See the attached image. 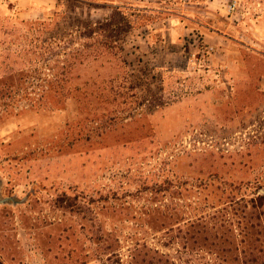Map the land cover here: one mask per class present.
<instances>
[{
  "label": "rangeland",
  "instance_id": "obj_1",
  "mask_svg": "<svg viewBox=\"0 0 264 264\" xmlns=\"http://www.w3.org/2000/svg\"><path fill=\"white\" fill-rule=\"evenodd\" d=\"M143 2L0 0V78L51 36L34 23L87 34L116 7L130 22L105 33L121 49L75 68L64 109L0 96L2 196L16 200L0 203V264H223L201 217L241 238L232 200L264 194V0Z\"/></svg>",
  "mask_w": 264,
  "mask_h": 264
},
{
  "label": "trees",
  "instance_id": "obj_2",
  "mask_svg": "<svg viewBox=\"0 0 264 264\" xmlns=\"http://www.w3.org/2000/svg\"><path fill=\"white\" fill-rule=\"evenodd\" d=\"M138 11L148 12L146 9ZM117 14L121 17L116 21ZM121 25L129 26L130 22L119 7L115 8L111 20L86 23L85 28L90 29L87 34L84 31L78 32L79 35L76 36L71 32L68 34V31L53 20L34 23L33 26L37 28L35 31L43 34L48 32L47 34L50 33L51 36L42 39V36L36 35L35 41L32 40L28 46H21L17 50L18 55L15 56L17 61H14L15 63L21 61L22 65L15 67L14 64L6 63L4 74L0 78V96L6 99V104L28 100L35 102L30 104L33 108L64 109L66 97L70 98L75 93L80 94L79 89L72 88L74 86H69V89L65 86L72 79L75 68L90 58L99 59L113 53L110 50L114 44V47L121 49L117 40L110 41L105 36L107 31ZM102 37H106L105 40H102ZM87 39L94 41L88 42ZM6 51V59H12L14 49L8 47ZM29 54L33 57L27 62L24 61ZM53 59L63 64L52 66L49 62ZM101 93L99 90L92 92V96L94 95L92 99H95L93 103L96 99H102L100 97L104 95ZM97 94L100 95L99 98L96 97ZM110 94L117 96L113 90ZM83 98H86V95ZM261 187H264V182L257 188ZM232 203L242 208L238 222L242 226L241 238L230 233V230L218 232L216 229H209L206 217L199 218L198 225L202 228L197 232V238L203 246L216 251L223 264H264V194H257L251 198H234ZM154 260L155 264H166L160 259Z\"/></svg>",
  "mask_w": 264,
  "mask_h": 264
},
{
  "label": "water",
  "instance_id": "obj_3",
  "mask_svg": "<svg viewBox=\"0 0 264 264\" xmlns=\"http://www.w3.org/2000/svg\"><path fill=\"white\" fill-rule=\"evenodd\" d=\"M2 186H3V180L0 178V203L1 204H6L11 201L16 202L14 197H3L2 196Z\"/></svg>",
  "mask_w": 264,
  "mask_h": 264
},
{
  "label": "built area",
  "instance_id": "obj_4",
  "mask_svg": "<svg viewBox=\"0 0 264 264\" xmlns=\"http://www.w3.org/2000/svg\"><path fill=\"white\" fill-rule=\"evenodd\" d=\"M236 8H237V1H234L228 5V12L232 13L233 11L236 10Z\"/></svg>",
  "mask_w": 264,
  "mask_h": 264
},
{
  "label": "crops",
  "instance_id": "obj_5",
  "mask_svg": "<svg viewBox=\"0 0 264 264\" xmlns=\"http://www.w3.org/2000/svg\"><path fill=\"white\" fill-rule=\"evenodd\" d=\"M152 1H153V0H144V2H145V3H148V2H149V3H151V5L153 4V2H152ZM155 1H156V0H155ZM144 2H143V3H144ZM144 8H145V9H147V7H144ZM151 9H154V8H153V7H151ZM158 10H164V9H162V8H159Z\"/></svg>",
  "mask_w": 264,
  "mask_h": 264
}]
</instances>
